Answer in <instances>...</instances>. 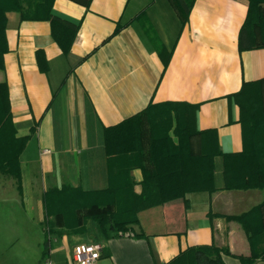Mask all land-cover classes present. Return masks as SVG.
<instances>
[{"label": "crops", "instance_id": "obj_1", "mask_svg": "<svg viewBox=\"0 0 264 264\" xmlns=\"http://www.w3.org/2000/svg\"><path fill=\"white\" fill-rule=\"evenodd\" d=\"M248 0H195L181 17L173 0H55L53 14L77 28L65 54L49 21L7 13L8 51L0 82L9 87L17 136H30L21 155L22 186L0 174V264H72L74 247L95 241L97 264H167L182 251L216 244L230 250L225 264H264L255 255L242 215L259 206L264 249V190L224 189L223 158H215L217 191L186 196L140 215L130 234L57 229L46 221L43 195L65 187L108 186L104 130L151 104L198 105L199 130L216 129L224 153L244 148L240 107L245 82L264 79V46L240 49ZM38 51L48 61L38 64ZM135 191L143 173L132 170ZM56 222V224H55ZM96 232V233H95Z\"/></svg>", "mask_w": 264, "mask_h": 264}, {"label": "trees", "instance_id": "obj_2", "mask_svg": "<svg viewBox=\"0 0 264 264\" xmlns=\"http://www.w3.org/2000/svg\"><path fill=\"white\" fill-rule=\"evenodd\" d=\"M89 6L92 0H74ZM249 9L239 36L240 49L264 46V0H248ZM55 0H0V71L4 69L7 44V13L22 20L49 21L52 36L67 54L77 28L53 14ZM195 0H173L181 17L187 18ZM260 38L259 42L257 39ZM38 64L47 71L48 61L38 51ZM240 107L244 148L224 153L216 129L199 130L198 105L182 101L155 103L119 124L106 127L104 145L108 156V186L98 191L65 187L43 195L47 224L50 217L63 220L66 230L85 231L87 223L98 224L105 237L130 234L141 226L140 215L159 206L181 201L195 192L218 190L215 158H223L224 189L264 190V79L245 82L234 94ZM30 136H17L11 113L9 87L0 82V173L12 176L21 188V155ZM143 173L142 191H135L132 170ZM259 206L242 215L251 236L261 232L256 220ZM84 212V213H82ZM230 250L216 244L197 245L182 251L167 264H225ZM251 261L245 263L250 264Z\"/></svg>", "mask_w": 264, "mask_h": 264}, {"label": "built area", "instance_id": "obj_3", "mask_svg": "<svg viewBox=\"0 0 264 264\" xmlns=\"http://www.w3.org/2000/svg\"><path fill=\"white\" fill-rule=\"evenodd\" d=\"M101 254L102 249L100 245L79 243L73 249L72 264H97ZM40 264H52V260L47 257Z\"/></svg>", "mask_w": 264, "mask_h": 264}, {"label": "rangeland", "instance_id": "obj_4", "mask_svg": "<svg viewBox=\"0 0 264 264\" xmlns=\"http://www.w3.org/2000/svg\"><path fill=\"white\" fill-rule=\"evenodd\" d=\"M257 40H258L259 42L261 41L260 38H258ZM0 174L4 176V174H2V173H0ZM82 213H84V212H82ZM53 223H54V222H53ZM55 224H56V222H55ZM53 226H54V224L52 225V227H53ZM89 226H90V228L93 227V228L91 229L92 231H96L95 229H97V230H99V232L101 233V231H100V229H99V226H98V224H97L96 222H94V221H89V222L87 223L86 228L89 227ZM56 227H57V229H62V227H63V222H62L61 220L57 221ZM134 228H136V226H135ZM95 233H96V232H95ZM101 234H102V233H101ZM250 238H251V243H252V248H253L254 254H255V255H261V256H264V249L258 246V244L256 243V239H255V237L251 236V233H250ZM85 243H93V244H97L95 241L85 242Z\"/></svg>", "mask_w": 264, "mask_h": 264}]
</instances>
